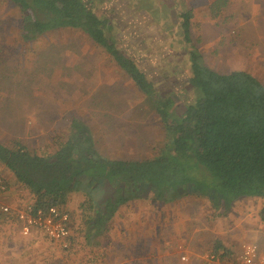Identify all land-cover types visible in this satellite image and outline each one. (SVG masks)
<instances>
[{
  "label": "rangeland",
  "instance_id": "1",
  "mask_svg": "<svg viewBox=\"0 0 264 264\" xmlns=\"http://www.w3.org/2000/svg\"><path fill=\"white\" fill-rule=\"evenodd\" d=\"M208 2L150 0L146 5L151 12L157 11L159 18L166 17L163 26L175 36L171 51H180V31L175 26L173 11L193 13L199 9V19L191 20L192 41L205 63L221 73L247 71L264 84V60L256 59L254 53V48L264 50V46L212 43L216 31L207 30ZM22 23L20 9L0 0V89L4 88L0 93V141L11 145L16 139L22 140L40 155H49L58 148L54 139L66 140L71 121L79 118L90 127L98 151L109 158H150L166 144L165 130L149 102L87 36L65 29L28 43L21 38ZM151 31L152 28L148 30ZM163 44L165 49L159 44L155 46L156 52L155 48L146 51V63L139 52L137 57L142 66L146 64V73L159 90L173 92L177 99L185 100L187 66ZM162 50V57L153 58ZM11 72L17 73L13 83L8 80ZM29 79L31 83L27 82ZM1 168L0 176L7 180L9 190L14 188L16 196L28 202V194ZM11 197L14 198L12 191ZM78 203L73 198L65 210L70 214L72 233L77 239L74 251L65 253L57 245L55 249L48 246L49 256L50 250L55 251L49 264H86L85 257L91 254H95L91 259L96 264H174L180 247L189 243L209 253L221 244L230 252L224 260L227 264L240 262L245 244L254 245L264 254L262 200H242L223 217L215 215L207 200L195 197L167 204L151 199L130 202L112 221L113 229L101 238L99 247L84 239L86 231L81 227ZM34 234L42 237L39 232ZM46 255L45 248L39 259L46 263Z\"/></svg>",
  "mask_w": 264,
  "mask_h": 264
},
{
  "label": "trees",
  "instance_id": "2",
  "mask_svg": "<svg viewBox=\"0 0 264 264\" xmlns=\"http://www.w3.org/2000/svg\"><path fill=\"white\" fill-rule=\"evenodd\" d=\"M3 1L20 9L24 42L65 29L87 36L149 102L167 137L153 156L139 160L101 154L90 127L79 118L71 121L66 140L54 139L58 148L49 155H40L22 140L11 145L0 141V165L28 194V202L65 211L78 199L89 245L112 231L123 206L143 199L167 204L201 198L218 217L227 216L241 200L258 199L264 221V84L259 79L243 70L215 71L190 46L188 97L177 99L173 92L159 90L120 48L112 22L96 0ZM181 17L191 43L192 10ZM16 75L9 73L8 80L13 83ZM75 244L72 239L68 249L58 246L71 253Z\"/></svg>",
  "mask_w": 264,
  "mask_h": 264
},
{
  "label": "crops",
  "instance_id": "3",
  "mask_svg": "<svg viewBox=\"0 0 264 264\" xmlns=\"http://www.w3.org/2000/svg\"><path fill=\"white\" fill-rule=\"evenodd\" d=\"M206 12L208 15L206 21L207 30L216 31V35L214 36V40L212 41V43H237L244 45L249 44L255 46H264V0H209ZM193 13L194 17L192 19H199L197 16V13H199V9L194 10ZM231 15H233V17H231ZM235 39H237V41H234ZM254 53L256 55V59L264 60L263 49L259 50L258 47L254 48ZM1 169L3 170L5 168L3 167ZM15 183L19 188L20 185L16 182V180ZM11 191L12 193H14V198H10ZM24 193L27 194L26 192ZM3 200L10 203L13 207L24 203L20 200L18 195L16 196L14 188H12V190H9L8 196H6ZM70 227L72 232V222H70ZM81 227L83 228V225H81ZM71 234V240H77L73 233ZM96 240L94 241L97 242L96 245L98 247L101 246V238H98ZM53 244L57 246L59 245L51 241L44 234H42V237L37 234H34L30 237H24L21 233V225L15 219L14 214L8 215L0 212V264H49V258L53 257L55 251H50L49 256L47 247H52ZM189 244L190 245L188 246H184L183 249H180L177 255L178 259L176 261L173 260L174 262L172 263L227 264L224 260L229 257L230 252L221 244H217V247H220L218 250L217 247L215 248V250H213V252L217 250L215 254L219 259L212 261L206 260L205 258V256L209 254L208 251H202V248L200 249L199 245L196 246L192 243ZM85 247L92 249L94 248L87 245H85ZM45 248L47 253L46 263L43 258H41L42 260L39 259L44 254ZM258 251L262 253L260 250ZM184 254L189 257V262H183L181 260V256ZM94 256L93 254L86 256V264L91 262L96 264L97 261L95 262L91 259ZM78 263L82 264L81 261H78ZM238 264H240V262Z\"/></svg>",
  "mask_w": 264,
  "mask_h": 264
},
{
  "label": "flooded vegetation",
  "instance_id": "4",
  "mask_svg": "<svg viewBox=\"0 0 264 264\" xmlns=\"http://www.w3.org/2000/svg\"><path fill=\"white\" fill-rule=\"evenodd\" d=\"M101 0H96V5L101 8L102 12L105 13L107 18H109L112 22V28L115 32V36L119 42L120 48L131 58H133L141 67V69L146 73V64L142 66L140 64L139 59L137 57V53L143 56L144 61L146 63V51L151 48H155V46L161 44L163 45V49L165 46L163 43H166V48L170 51L173 49L171 45L174 43L173 39L175 38L173 31L169 28L163 26V23L166 17H158L157 11L151 12L146 5V2L149 3L150 0H103L102 5H100ZM121 2V3H119ZM150 4V3H149ZM169 4V1H168ZM165 6V5H164ZM106 7V8H104ZM175 8V7H174ZM177 22L175 26L178 27L180 31L179 45L180 51L172 50L171 53L180 61H184V64L187 66L186 71V83L187 89L189 88L188 80V66L187 63L190 57V46H196L192 41V31L191 32V43H187L186 36L184 30L182 29V14L185 12H177L176 9L173 11ZM152 23L154 25H150ZM164 27V28H163ZM152 28V31L149 33L148 30ZM150 34V35H149ZM155 35V36H154ZM161 41V42H160ZM178 44V42H177ZM150 47V48H149ZM131 49V50H129ZM154 50V49H153ZM199 50V49H198ZM155 52L157 49L155 48ZM181 52V53H180ZM164 51L160 55H154L155 57H162ZM155 54V53H154ZM159 54V53H158ZM147 74V73H146ZM148 76V74H147ZM151 82L157 87L156 83L153 81L151 76H148ZM158 88V87H157ZM159 89V88H158Z\"/></svg>",
  "mask_w": 264,
  "mask_h": 264
},
{
  "label": "built area",
  "instance_id": "5",
  "mask_svg": "<svg viewBox=\"0 0 264 264\" xmlns=\"http://www.w3.org/2000/svg\"><path fill=\"white\" fill-rule=\"evenodd\" d=\"M9 187L7 182L0 176V212L4 214H14L15 219L21 225V233L24 237H30L36 232L47 236L51 241L59 244L62 249L70 247L71 240V217L66 211L56 207L43 209L36 208L30 202L13 207L3 199L8 196ZM180 249H183L180 247ZM206 260H218V256L209 253L205 256ZM183 262H189V257L184 254L181 256ZM240 264H264V254L251 244H245L240 256Z\"/></svg>",
  "mask_w": 264,
  "mask_h": 264
}]
</instances>
